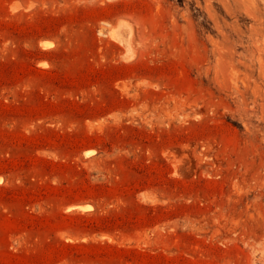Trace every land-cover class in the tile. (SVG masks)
Wrapping results in <instances>:
<instances>
[{
  "label": "rangeland",
  "instance_id": "rangeland-1",
  "mask_svg": "<svg viewBox=\"0 0 264 264\" xmlns=\"http://www.w3.org/2000/svg\"><path fill=\"white\" fill-rule=\"evenodd\" d=\"M0 264H264V0H0Z\"/></svg>",
  "mask_w": 264,
  "mask_h": 264
},
{
  "label": "bare ground",
  "instance_id": "bare-ground-1",
  "mask_svg": "<svg viewBox=\"0 0 264 264\" xmlns=\"http://www.w3.org/2000/svg\"><path fill=\"white\" fill-rule=\"evenodd\" d=\"M48 43L44 44L47 45ZM44 47V46H43ZM93 154L92 151L88 153V155ZM92 208L91 206L88 205H79V206H73V207H69L68 210L69 211H80V212H86V211H90Z\"/></svg>",
  "mask_w": 264,
  "mask_h": 264
}]
</instances>
